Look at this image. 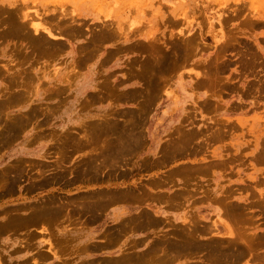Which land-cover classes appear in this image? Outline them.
I'll list each match as a JSON object with an SVG mask.
<instances>
[{
    "label": "rangeland",
    "instance_id": "obj_1",
    "mask_svg": "<svg viewBox=\"0 0 264 264\" xmlns=\"http://www.w3.org/2000/svg\"><path fill=\"white\" fill-rule=\"evenodd\" d=\"M0 264H264V0H0Z\"/></svg>",
    "mask_w": 264,
    "mask_h": 264
},
{
    "label": "bare ground",
    "instance_id": "obj_2",
    "mask_svg": "<svg viewBox=\"0 0 264 264\" xmlns=\"http://www.w3.org/2000/svg\"><path fill=\"white\" fill-rule=\"evenodd\" d=\"M17 12V11H16ZM44 48V47H43ZM148 89V88H147ZM132 120V119H131ZM185 133V132H184ZM106 137V136H105ZM178 137V136H177ZM119 142V141H118ZM122 144V143H121ZM177 145V144H176ZM170 146V145H169ZM183 146V145H182ZM180 148H182L181 146H180ZM184 148V147H183ZM178 149V148H177ZM163 150V149H162ZM139 152V151H138ZM117 154V153H116ZM123 156V155H122ZM121 158V157H120ZM164 158V157H163ZM160 160V159H159ZM125 162V161H124ZM162 162V161H161ZM197 169V168H196ZM190 170H192V168L190 169ZM118 171V170H117ZM199 174V173H198ZM188 175V174H187ZM171 179V178H170ZM167 181V180H166ZM140 195V194H139ZM147 195V194H146ZM140 197V196H139ZM142 197V196H141ZM184 197V196H183ZM135 199V198H134ZM141 199V198H140ZM136 200V199H135ZM89 201V200H88ZM137 201V200H136ZM229 207H231V206H229ZM228 211V210H227ZM227 215V214H226ZM69 216V215H68ZM235 218V217H234ZM146 224V223H145ZM132 229V228H131ZM189 235H191V233H189ZM242 237V236H241ZM243 238V237H242ZM242 240V239H241ZM200 243V242H199ZM201 244V243H200ZM176 247V246H175ZM201 250V249H200ZM250 250V249H249ZM124 252H127V251H124ZM217 255H219V254H217ZM140 259V258H139ZM226 262V261H225Z\"/></svg>",
    "mask_w": 264,
    "mask_h": 264
},
{
    "label": "crops",
    "instance_id": "obj_3",
    "mask_svg": "<svg viewBox=\"0 0 264 264\" xmlns=\"http://www.w3.org/2000/svg\"><path fill=\"white\" fill-rule=\"evenodd\" d=\"M98 244V243H97Z\"/></svg>",
    "mask_w": 264,
    "mask_h": 264
}]
</instances>
